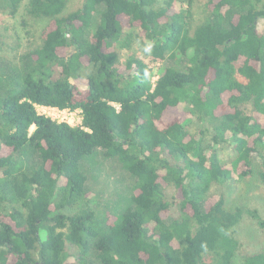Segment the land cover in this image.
I'll return each instance as SVG.
<instances>
[{
  "label": "trees",
  "instance_id": "obj_1",
  "mask_svg": "<svg viewBox=\"0 0 264 264\" xmlns=\"http://www.w3.org/2000/svg\"><path fill=\"white\" fill-rule=\"evenodd\" d=\"M67 1L0 0L49 19L0 96V264H232L245 209L210 187L234 174L264 185V0H205L192 31L195 0H82L63 13ZM133 42L149 62L121 58ZM167 59L153 80L150 61ZM37 105L79 109L81 124ZM192 120L213 122L208 139ZM220 143L233 156L220 159ZM26 149L29 172L14 158ZM95 150L135 180L104 226L81 169ZM243 264H264V246Z\"/></svg>",
  "mask_w": 264,
  "mask_h": 264
},
{
  "label": "rangeland",
  "instance_id": "obj_2",
  "mask_svg": "<svg viewBox=\"0 0 264 264\" xmlns=\"http://www.w3.org/2000/svg\"><path fill=\"white\" fill-rule=\"evenodd\" d=\"M81 3L82 0H68L63 13L78 9ZM204 4L205 0H195L191 6V31L206 19L207 12ZM183 5L185 6V4ZM175 6L177 7V4ZM48 22L49 19L45 17L33 18L29 16L24 9V4L19 7L15 14L11 15L4 4L0 2V96L5 92L6 79L14 73L10 69L24 66L26 60L22 54L41 43L42 31ZM257 25L259 32L262 33L264 31V18H260ZM131 51L149 62V58L139 51L136 42L132 43L131 50L118 49L121 58H124ZM166 63L172 64V61L168 60V62L162 63L150 61L153 80L157 78L159 68ZM36 107L39 113L56 120H68L73 126L81 124L79 109L58 111L41 105ZM212 124V121L192 120L188 123V127L193 133L204 130L203 136L208 139L212 133ZM32 129L33 127L30 128V130ZM217 153L222 160H227L233 156L231 148L226 143L219 144ZM14 158L19 170L29 172L35 162V153L31 149H26L23 152H17ZM81 169L86 177L85 188L89 198L93 200L91 204L96 218L99 224L104 226L130 204L131 190L135 180L115 158L104 157L102 150H95L86 156L81 163ZM257 180L259 181L258 177L247 176L241 179L234 174L233 180L214 183L210 187L211 192L222 193L225 196L228 207L241 206L245 209L241 221L237 224L236 231L241 245L232 264H243L245 253L257 251L264 246V230L257 223L258 218H264V185L259 184ZM171 192V189H167L168 194ZM6 204L4 203V205ZM74 208H68L65 212L70 213ZM170 213L178 214L175 205L171 208ZM253 213L257 216L254 217ZM88 258L90 261H96L92 250L88 253ZM212 259L213 256L208 254L204 264H211Z\"/></svg>",
  "mask_w": 264,
  "mask_h": 264
},
{
  "label": "built area",
  "instance_id": "obj_3",
  "mask_svg": "<svg viewBox=\"0 0 264 264\" xmlns=\"http://www.w3.org/2000/svg\"><path fill=\"white\" fill-rule=\"evenodd\" d=\"M44 107L49 108V109H56V110H58V111H64V110L71 111V110H69V109H58V108H56V107H49V106H44ZM49 117H50V116H49ZM51 118L54 119L53 117H51ZM55 120H56V119H55ZM57 121H60V120H57ZM62 121H65V122L69 123L68 120H64V119H62ZM69 124H70V123H69Z\"/></svg>",
  "mask_w": 264,
  "mask_h": 264
}]
</instances>
